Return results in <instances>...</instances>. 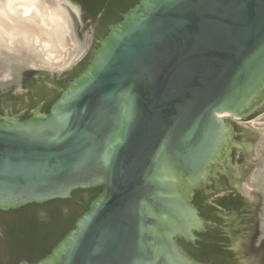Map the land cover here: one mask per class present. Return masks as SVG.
I'll list each match as a JSON object with an SVG mask.
<instances>
[{
	"label": "water",
	"instance_id": "obj_1",
	"mask_svg": "<svg viewBox=\"0 0 264 264\" xmlns=\"http://www.w3.org/2000/svg\"><path fill=\"white\" fill-rule=\"evenodd\" d=\"M263 103L264 0H140L49 112L0 120L1 210L102 187L19 264H204L179 243L203 226L191 196L233 133L221 115Z\"/></svg>",
	"mask_w": 264,
	"mask_h": 264
},
{
	"label": "flooded vegetation",
	"instance_id": "obj_2",
	"mask_svg": "<svg viewBox=\"0 0 264 264\" xmlns=\"http://www.w3.org/2000/svg\"><path fill=\"white\" fill-rule=\"evenodd\" d=\"M71 1L76 9L72 10L75 19L70 33L76 42L75 62L65 71L38 63L44 59L41 44H34L30 36L0 33V120H24L36 110L49 112L70 83L85 71L110 27L116 24L108 22V17L116 13L123 18L126 12L121 8L130 0ZM262 110L264 103L247 117L226 120L233 133L223 156L215 160L207 180L191 196L203 226L196 231L194 242L179 239V243L204 264H214L215 260L220 264H264V134L249 126ZM6 241L7 233L0 223V243ZM190 248L211 261L195 257Z\"/></svg>",
	"mask_w": 264,
	"mask_h": 264
},
{
	"label": "trees",
	"instance_id": "obj_3",
	"mask_svg": "<svg viewBox=\"0 0 264 264\" xmlns=\"http://www.w3.org/2000/svg\"><path fill=\"white\" fill-rule=\"evenodd\" d=\"M139 1L130 0L121 8L122 11L127 12ZM94 12L96 14L99 9ZM108 20L117 23L122 17L112 13ZM101 191L102 187L76 189L71 198L32 203L18 209H0V223L7 233V241L0 243L3 248L0 249V264H19L23 259L35 263L44 258L75 227L77 219L89 209L90 203ZM195 203H198L197 196ZM189 251L197 258L211 261L194 249L190 248ZM213 263L220 264L217 260Z\"/></svg>",
	"mask_w": 264,
	"mask_h": 264
},
{
	"label": "bare ground",
	"instance_id": "obj_4",
	"mask_svg": "<svg viewBox=\"0 0 264 264\" xmlns=\"http://www.w3.org/2000/svg\"><path fill=\"white\" fill-rule=\"evenodd\" d=\"M56 1L58 8L49 7L45 0H7L0 12V33L20 32L25 37L30 36L34 44L48 48L47 58H52L50 53H56L64 46L71 33L69 16L60 0ZM69 65H62L61 69ZM225 115L228 114L221 117Z\"/></svg>",
	"mask_w": 264,
	"mask_h": 264
},
{
	"label": "rangeland",
	"instance_id": "obj_5",
	"mask_svg": "<svg viewBox=\"0 0 264 264\" xmlns=\"http://www.w3.org/2000/svg\"><path fill=\"white\" fill-rule=\"evenodd\" d=\"M6 1L7 0H4L3 3L0 4L1 10L5 6ZM46 2L49 3V1H46ZM49 5H50L49 7H54V6H55L54 8L59 7V5H53L51 3H49ZM1 10H0V12H1ZM36 45H38V44H36ZM39 46H40V49L42 50L41 52L43 53L44 59H41L40 61H38V63L44 65L46 68L55 70L57 68L61 69L62 65L64 66L67 63V61L71 58V56L74 54L75 49H76L75 48L76 42L72 39V35L70 34L67 38V42L65 43V45L62 46L61 48H58L56 53H50L52 55V58H49V59L47 58L48 56L46 54L49 52L48 48L42 47L41 45H39ZM55 56H57V57H55ZM226 116H228L229 118L232 117L230 115H226ZM251 124L253 125V127L257 131H260V133L264 134V131L262 132V129L264 130V110L260 111L255 116V118L252 120Z\"/></svg>",
	"mask_w": 264,
	"mask_h": 264
}]
</instances>
